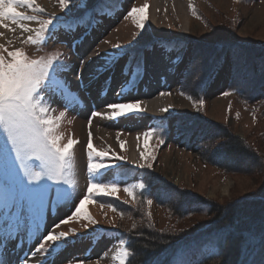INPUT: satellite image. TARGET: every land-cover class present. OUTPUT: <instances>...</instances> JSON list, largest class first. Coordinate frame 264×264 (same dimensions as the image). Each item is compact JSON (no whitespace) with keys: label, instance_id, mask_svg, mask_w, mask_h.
Masks as SVG:
<instances>
[{"label":"rangeland","instance_id":"rangeland-1","mask_svg":"<svg viewBox=\"0 0 264 264\" xmlns=\"http://www.w3.org/2000/svg\"><path fill=\"white\" fill-rule=\"evenodd\" d=\"M45 1L46 4L42 0H35L36 6L44 7V12L39 14L40 19H48L53 15L65 17L58 0ZM83 2L85 1L75 2L74 15L81 12L78 9L82 8ZM145 3L148 5L146 9L148 41L140 43L149 44L140 51L136 50L138 59L143 58L145 63L146 58L153 55V58L163 57L171 63L182 55L173 79L161 86L154 96H161V92H166L172 99L169 112L160 111L156 114L170 115L166 117L167 120L169 119L167 126L164 124L167 129L163 137L166 143L161 145L155 138H148L146 141L143 133L151 127L158 126V121H153L154 117L150 115L152 113L146 110L147 114L143 117L139 114H129L108 120L109 126L103 128L106 130L107 139L98 135L92 137V142L96 150L109 152V156L103 161L105 164L122 165V168H113L107 173L102 172L98 177L104 183L116 182L118 191L112 196L99 195L86 200L79 216L72 217L68 223L61 224L59 228H54V225L61 220L72 216L79 200L87 192L88 158L84 150L87 151L88 139L83 148V142L79 140L80 134L77 132L78 124L88 125L89 118L92 121L97 118L91 117V112L107 110L108 108L105 107L107 104L138 100L143 108L142 104L148 102L141 94L146 87L141 80L142 77L130 92L126 90L124 96L117 95L121 86L131 78L126 64L129 54L123 62L122 59L118 60V57H115V63L108 60L111 65L109 70L93 78L95 69L105 64L106 54L116 52L114 45H127L133 42V36L138 29L132 18L125 19V16L132 7H142ZM111 7L113 9L120 7V9L111 17L107 15L110 13L102 10L99 15L100 22L95 26L96 31L89 33V37H85L77 48L72 46V40L79 41L84 35L77 29L73 31L57 29L46 45H31L25 42L28 36L34 35V32L25 34L10 45L4 41L0 43L8 51L22 49L30 58L59 52L60 58L72 68V71L64 72L63 75L71 83L72 91H76L75 93L82 100L79 105L69 104L61 96L51 105L52 115L56 116L60 111H65L64 107L68 104L66 115L59 122L58 131L63 136L62 144L67 143L69 138L78 141L71 150L74 157V175L71 178L76 181L77 187L73 199L69 201L57 202L55 190L50 192L38 218L42 235H47L50 230L54 232L74 230L76 234L70 237L67 245L45 259L43 255L36 253L42 235L40 238H28L29 228L34 227V217L31 211H26L20 219L16 238L6 245L5 258L10 264H21V262L24 264H118V261L113 260L119 249L117 231L134 230L138 222H143L142 228L154 230V234L166 236L186 234V237H189L191 234L194 235L196 230L209 223L212 224L207 214V208L210 206L223 209L222 215L225 217L232 209L243 207V212L238 216L239 219L245 220L251 219L254 213L264 214V204L261 205L256 201H262L260 198H264V114L260 115L258 112L264 109V101L255 99L243 103L241 101L243 98L238 93L225 91L222 87L214 88L219 84L223 86L230 82L246 95L253 93L257 85L260 93H264V55L252 59L254 54L249 49L250 47L255 49L256 45H260L264 51V0H189L188 6L183 7L182 11H178L177 7L164 0H118V3ZM192 9H195V15ZM5 22L10 23V21ZM28 22L33 29L39 27L36 22ZM30 25L28 26L31 28ZM161 40L170 43L174 40L178 43H172L169 52L164 47L167 43ZM181 40H189L187 51L181 50L179 45ZM219 43L235 45L218 50L215 47ZM92 54L97 60L86 63L83 77L84 83L88 86L81 89L75 70L80 67L81 59L86 60ZM4 55L7 57V52H4ZM134 64L136 62L132 63V66ZM204 86H207V90L203 88ZM203 89L202 96L194 98L190 94L194 90L201 92ZM102 91L106 92V95H101ZM225 92L229 94L224 95ZM200 100H203V105L199 103ZM185 114L200 116L204 124L211 125L210 130L206 131L204 125L183 130L179 125L184 119L176 121L175 118ZM94 127L98 125L95 124ZM205 132L215 135V138L202 147L201 139ZM138 137L144 141L145 153H150L154 159H141L139 163L134 164L129 159L130 151L126 143L134 138L139 139ZM228 148H233L240 154L244 149L245 153L241 154V159L237 161L230 157ZM113 154L126 159L118 161ZM94 159L99 162L100 158ZM129 160L135 166L140 163L152 164L150 171L157 183L156 193L165 198L166 204L140 203L136 195L138 189L134 190V196H129L124 191L126 186L141 181L140 177L131 175L137 170L127 167L125 163H129ZM225 184L228 185V189L223 192L222 188ZM168 193L172 195L169 197ZM188 199L197 202L194 206L196 213L180 216L175 206L178 204L181 208L188 207ZM112 200L126 205L128 210L113 211L107 206L113 205ZM87 217L95 220L96 223L90 224L85 229L83 225L88 223ZM262 243L264 245V241ZM146 247L148 246L144 245V248ZM211 249L207 245H202L193 258H180L178 264H195L205 255H209ZM216 260L218 259L212 262ZM249 264H264V246L258 250V255Z\"/></svg>","mask_w":264,"mask_h":264},{"label":"snow or ice","instance_id":"snow-or-ice-1","mask_svg":"<svg viewBox=\"0 0 264 264\" xmlns=\"http://www.w3.org/2000/svg\"><path fill=\"white\" fill-rule=\"evenodd\" d=\"M58 2L65 18L72 21L64 25L66 29L73 31L78 26H83L82 17L74 15L75 0H58ZM116 2L118 3V0ZM19 7H26L33 13L44 12L43 8L36 6L35 0H0V27L7 28L8 25L4 22L10 21L22 31L34 32V35L27 37L26 43L46 45L48 40L53 38L54 30L61 23V17L53 15L48 19H40L37 15H28L17 11ZM82 7H86V4H82ZM147 8L148 5L145 3L142 7H132L126 13L125 19L132 18L135 27L138 29V32L133 36V42L127 45H114L116 52L106 54L105 64L95 69L93 78L109 70L111 65L108 60L115 63V57L128 55L129 49L133 47L134 43L148 41ZM192 11L195 15V9ZM22 21L36 22L39 27L31 29L26 24L21 23ZM80 39L82 42L83 38ZM73 45L76 46L75 40H73ZM145 47H147V43H145ZM4 52H7V57H5ZM60 55L57 52L39 58H30L22 49L8 51L7 48L0 45V264H10L5 258L6 245L7 242L16 238L19 232L20 219L24 212L31 211L34 217V227L29 228L28 238H40L42 234L38 218L50 192L55 190L56 200L59 202L72 200L73 193L76 191V181L71 178L74 175V157L71 150L78 141L69 138L67 143H61L63 136L58 131L59 122L65 117L66 112L60 111L59 115L53 116L51 105L61 96L69 104L79 105L81 100L79 95L72 91L71 83L63 75L64 72L72 71V68L60 58ZM86 63L87 61L81 59L80 67L75 70V76L81 89L88 86L84 83L83 77ZM127 67L131 78L121 86L117 93L118 96H124L126 90L130 92L143 75V63L139 59H136L134 67L131 64ZM167 94L165 92L160 93V95ZM223 94L228 95L229 93ZM101 95H106V92L102 91ZM188 98L191 99V97ZM199 103L203 105V100H200ZM67 107L68 104L65 105L66 109ZM105 107L110 109V112L101 113L94 110L91 112V117L115 120L129 114H141L145 111L138 100L111 103ZM170 110L171 106L160 109L164 113ZM165 119L166 117L161 118L158 126L151 127L143 133L146 141L148 138H155L161 145L166 143L163 138L167 132L164 126ZM91 123L92 119L89 118V129ZM86 148L89 175L87 192L79 200L72 216L61 220L54 225V228H59L61 224L68 223L72 217L79 216L86 200L99 195L112 196L118 191L116 182L104 183L98 177L100 173H107L113 168H122V165H111L103 162L109 156V152L95 149L90 130ZM113 155L118 161L126 159ZM95 157L100 158L99 162L94 159ZM141 159L152 160L154 157L150 153L142 152ZM139 167L151 169L152 164L140 163ZM145 188V182L140 181L134 185L126 186L124 191L129 196H134L135 189L145 190ZM171 195L172 193H168L169 197ZM147 203L151 205L152 200H147ZM107 206L113 211L116 210L111 204ZM87 219L88 223L83 225L85 229L90 224L96 223L90 217ZM75 234L74 230L59 232L50 230L47 235H42L36 253L43 255L46 259L47 256L67 245L70 237ZM120 244L121 247L117 250L113 260L118 261V264H129L131 253L125 247V241H120Z\"/></svg>","mask_w":264,"mask_h":264},{"label":"trees","instance_id":"trees-1","mask_svg":"<svg viewBox=\"0 0 264 264\" xmlns=\"http://www.w3.org/2000/svg\"><path fill=\"white\" fill-rule=\"evenodd\" d=\"M78 1V0H75ZM86 6L89 9L97 8L102 3H106L107 5H111L112 2L116 3V0H84ZM184 41V42H183ZM181 40L179 45H181V50H186L188 48L189 40ZM170 42V41H169ZM171 43H178L177 41H172ZM149 44V43H148ZM147 44V45H148ZM241 44V43H238ZM235 44L232 43H219L215 48L218 50H222L224 48L233 47ZM136 46L138 48L136 49ZM242 46V45H241ZM145 47L144 43H135L130 52L140 51ZM257 48L253 49L250 47V51L254 56L252 59H256L264 55V51L260 48V45H256ZM260 48V49H259ZM254 51V52H253ZM258 51V52H257ZM257 52V53H255ZM219 86H214L215 89H219L222 87L225 91L231 92L234 91L236 94L238 93L243 99L244 102H249L252 100L259 99L260 101H264V93H260L258 85L254 89L251 94H244L241 89L235 88L234 85H231L230 82ZM207 90V86L203 87ZM204 89L201 92L192 91L190 94L196 98L202 96ZM264 110V109H263ZM263 110H260V115H263ZM176 121H180L184 119L183 123L179 125L183 130H188L190 128L196 127L199 125H204L206 131L209 129L208 124L203 123V118L200 116H189L182 115L181 117L177 116ZM169 120V119H168ZM191 122V123H189ZM210 130V129H209ZM206 137V138H205ZM215 138V135H211L208 133H203L202 135V144L208 145ZM204 139V140H203ZM227 152L230 157L241 159V154H244L245 151L242 149L240 153H237V150L233 148H228ZM143 173V181L146 184L145 190H143L138 196V202L146 203L147 200L151 199L152 202H155L158 205L166 204L165 198L161 197L156 193L157 183L154 180L153 174L150 169L147 167L142 169ZM191 200V198H190ZM260 200H256L259 204H264V198H260ZM165 201V202H164ZM188 201V207L181 208L177 204L175 206L176 211L180 216H190L196 213L195 209V201ZM113 205L115 209H119V211H127L128 208L126 205L121 204L119 201H113ZM257 204V203H256ZM258 204V205H259ZM207 214H209L210 219L212 220V224H207L199 230H196L194 235H180V236H172L170 235H162L159 233L154 234V230H150V228L144 229L142 228L143 222H138L137 227L133 230H129L126 233V236L129 239L128 251L131 253L129 256V264H178L181 259L180 258H193L196 255V251L200 249L202 245H207L211 247V252L209 255H205L201 260H199L195 264H249L253 260L256 255H258V250L262 248L264 241V214L262 213H254L248 218L239 219V213L243 212V207L239 209L236 207L232 209L228 216H223V209L218 208H207ZM139 210V209H138ZM226 215V214H224ZM220 218V219H219ZM206 227V228H205ZM152 229V228H151ZM159 235V236H158ZM162 235V236H161ZM170 236V237H169ZM144 245L148 246L144 248ZM158 247V249H157ZM157 249V250H156ZM213 251V252H212ZM196 252V253H195ZM208 254V253H206ZM218 259L214 262L213 260Z\"/></svg>","mask_w":264,"mask_h":264},{"label":"bare ground","instance_id":"bare-ground-1","mask_svg":"<svg viewBox=\"0 0 264 264\" xmlns=\"http://www.w3.org/2000/svg\"><path fill=\"white\" fill-rule=\"evenodd\" d=\"M160 1H163V0H160ZM164 1H167L170 5L173 4L175 7L178 8V11H182L183 7L186 8L188 6L189 0H164ZM194 1H196V0H194ZM42 2L44 4H46L45 0H42ZM17 11L22 12V13H26L28 15H37L38 17L40 14V13H33L29 9H27L26 7H19V8H17ZM61 18H65V17H61ZM4 23L7 24L8 27L7 28L2 27L4 30L1 29V27H0V43H1V41H4L8 45H10L11 43H13V41H16L18 38L24 37L25 34H31V32L22 31L17 25L12 24L11 22L9 24L7 22H4ZM21 23H24L27 26L30 25L28 21H22ZM31 29H33V26H31ZM54 31H56V29ZM183 54H184V52H183ZM88 57L91 59L88 60L89 58H87L85 60V61L88 60L87 64H89L91 61L93 62V61L97 60L95 58V56H93V54L88 56ZM179 62H180V60L177 59V60L170 63L169 60H165V58H163V57L162 58L161 57L160 58H158V57L153 58V55H150L146 58L145 65H144L145 66V68H144V72H145L144 75L145 76H143V79H142V82L146 85V87L144 88V91H141V94L148 101L147 104H145V105L142 104V106L146 111H148L149 113H152L150 115H154V114L156 115L157 113L160 112L161 108H167L169 106H172V104H171L172 99L168 97L169 94L161 95V96H157V97H154V96L159 91L161 86H164L165 84L169 83L173 79V76L175 75V72L177 70ZM108 112H110V109L101 110V113H108ZM92 122H93V123H91L92 127H90V129H89V126L86 125V123H85V126L78 124V127H77L78 131L77 132L80 134L79 140L81 142H83V148H84V144L86 143V141L89 137V130L91 131L93 138L96 136L98 137V135H99L101 138L107 139L106 130H104L103 128L109 126L108 119H106L104 117H100V118L97 117V118L93 119ZM95 124H97L98 127H94ZM82 129H83V131H82ZM112 138L115 139L114 136H112ZM115 140H117V139H115ZM96 141H98V140H96ZM143 142L144 141L142 138H139V139L134 138L132 141H129L128 143H126L128 146V150L130 151L129 159L134 164L139 163L141 161V153L142 152L145 153V147L146 146H144ZM227 189H228V185L225 184L222 188V191L226 192ZM120 247H121V245H120ZM120 247H119V249H120Z\"/></svg>","mask_w":264,"mask_h":264}]
</instances>
